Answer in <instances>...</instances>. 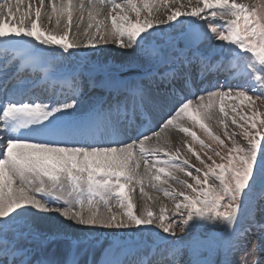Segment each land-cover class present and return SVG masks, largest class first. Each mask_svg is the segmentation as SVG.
Segmentation results:
<instances>
[{
  "label": "snow or ice",
  "instance_id": "snow-or-ice-1",
  "mask_svg": "<svg viewBox=\"0 0 264 264\" xmlns=\"http://www.w3.org/2000/svg\"><path fill=\"white\" fill-rule=\"evenodd\" d=\"M23 3L0 0V84L5 92L0 97V264H33L22 242L32 235L30 221L49 212L80 226L115 230L117 237L120 230L132 238L139 235L132 243L113 241L117 249L149 250L127 264H182L186 252V264H212L200 258L202 249L224 245L233 251L252 228L264 233V223L254 219L256 186L264 189V112L255 110L256 101L264 102V5L243 0H162L159 5L153 0H30L21 11ZM109 43L140 52L156 65L194 66L202 76L223 67L235 82L230 75L224 84L185 94L187 74L178 89V73H166L162 79L171 88L161 99L169 106L155 123L150 115L147 123L141 119L149 103H159L141 81L109 82L106 86L117 92L126 90L124 98L107 106L97 101L78 114L85 72L78 64L58 71L54 62ZM217 56L221 59L214 61ZM24 72L36 78L20 79ZM12 79L16 83L9 88ZM87 79L91 82L90 71ZM55 85L67 91H53L47 101L31 94L35 87L49 86L48 91ZM213 125L223 127V138ZM196 127L212 143L201 139ZM173 134L179 140L174 148ZM137 187L147 198L139 207L131 195ZM146 187L163 193L174 207L160 206L155 212ZM259 198L264 199V191ZM246 219L252 223L245 225ZM203 225L221 229L223 237L195 235ZM66 264H78L71 250ZM104 264L124 262L107 258Z\"/></svg>",
  "mask_w": 264,
  "mask_h": 264
},
{
  "label": "rangeland",
  "instance_id": "rangeland-1",
  "mask_svg": "<svg viewBox=\"0 0 264 264\" xmlns=\"http://www.w3.org/2000/svg\"><path fill=\"white\" fill-rule=\"evenodd\" d=\"M75 2L77 3V1H75ZM137 2L139 3V0ZM153 2H154V4H157V5L162 4V0L161 1L160 0H153ZM238 2H239V0H238ZM243 2L245 3V1H243ZM37 3H38V0H37ZM180 3L187 4L188 0H180ZM192 3L195 4L196 0H192ZM246 3L249 4L250 6L264 5V0H248V1H246ZM25 7H27V3H26ZM166 10L167 9L161 7V11H166ZM153 11L155 13V8L153 9ZM130 15L134 18V13H130ZM143 15H144V13H142V16ZM109 23H110V21H109ZM172 35H175V33H172ZM211 43L213 45L216 44L215 41H212ZM207 44H208V42H205L204 44L201 45V48L203 49V48L207 47ZM103 47H101V49H102L101 51L85 49L78 56L70 57V58H67L65 60L59 61L60 64L62 65V68L60 71L68 70L70 67L78 64L79 67L84 70L85 74H87L90 71L91 74H105V75L109 76L110 79L116 80V77H115L116 73L124 72L125 70H128V69L138 68L141 70H147L148 68L158 69L159 67L164 66V65L153 64L144 54H142L140 52H133L134 55L130 58L129 53L131 50L120 49L117 47L118 48L117 53H113V52H109L108 49L103 50ZM109 53L111 54L110 58L112 59V64L107 66V64L104 63V60H105L106 55ZM214 59L220 60L221 58L215 57ZM121 60L123 63L119 64L118 61H121ZM170 66H176V65H170ZM178 70H180V69H178ZM192 72L194 74V79H195L194 84L197 86V88H199L201 90L203 87V85H201V82L204 78L195 69V67L192 70ZM231 76H232V78H234V74H231ZM226 78L229 79L230 76H227ZM223 79H224V76L222 75L219 77L218 82L220 84H222V83L224 84L225 81ZM206 82L207 81H204L203 83H206ZM209 84H212V83H209ZM246 104H247V102H246ZM255 110L264 112V102L259 101V100L256 101ZM230 127H234V126H230ZM193 131H197V133L200 132L201 134L198 133V136L201 139H204L206 143H212L210 140H208L206 138V136L203 134L202 131L199 130L198 127L193 128ZM213 131L216 134H220L221 137L223 138L224 129L222 126L213 125ZM188 139L190 141L191 138H188ZM193 147L197 151H200L199 144L194 143ZM212 147L215 148L216 145L212 144ZM185 151H186V149L182 148V153ZM209 154H211V153H209ZM201 155L203 156V153H201ZM216 159H217V162H220L218 158H216ZM196 164H197V167H200V165L197 161H196ZM177 175H179L180 178H182V179H186V177H184L182 173H178ZM174 186L177 188L180 187L179 185H176L175 183H174ZM145 190L149 193L150 196L153 197L152 200L147 201V202L149 203V205L151 207H153V210L155 212L159 211L160 206H165L167 209H172L174 207V201L165 197L163 195V193H157L148 187H146ZM262 191H264V189H262V187L258 184L256 186V189H255L257 198L255 200V206H254V219H255V222L257 224L264 223V199L259 198V194ZM131 195L133 196L134 201L136 200L135 202H137L136 204L138 205V207L142 206L143 203L145 202V200L147 199V198H141V196L139 195V188H137L136 191L133 192ZM157 197H159V199H156ZM53 213L57 214L55 212H53ZM251 223H252L251 220H248V219L245 220V225L251 224ZM33 225L36 227V224L32 223V222L29 225V227L31 229L30 231L34 232V233H32L31 236L37 241L47 242V240H49L47 237L48 233L46 234L45 232L44 233L38 232L39 230H37ZM45 228L46 229H55V228L50 227V226H45ZM256 229L257 228H255V227L252 228L251 232H249L247 234L246 239L241 242L240 246L237 249H235L233 251H227L224 245H217L211 249H202L201 253H200V258L205 259V260H209L212 262V264H223L225 259H227L230 262V264H252V261H254V260L258 261V264H264V239H263L264 233H262L261 231H259L258 229L256 230ZM93 230H100L102 235H100L98 237V235L95 236V235L91 234V232L93 233ZM114 231L115 230H111V229L91 228V227L79 225V227H77V228L70 227V230L68 231V233L73 234V235H67V234L66 235L71 237L68 239H72L73 237L76 238V240L74 242L76 244L75 246L77 247L78 243H81V245L83 246V245L89 244L90 242L95 241L97 238L102 239L106 236L111 237L112 235H114L113 234ZM62 232H63V230H62ZM119 232L121 233L122 238L124 240L129 241V243H132L133 241H138L141 239V237L139 235H137L134 238L126 236L125 235L126 230H124L122 232L120 230ZM39 233H41V234H39ZM84 233H86V235H83ZM177 233L179 235V230H177ZM80 234H82V235H80ZM194 234L197 236H201V237H217V238L223 237V235H224L223 231L221 229H219V228L213 229V226H210V225H203L202 227L195 229ZM74 235H76V236H74ZM143 239L145 242L151 243V238L147 234H144ZM28 241H29V239H28ZM109 248L111 249V247H109ZM141 249H147V248L141 247L140 250ZM133 251H135V250H133ZM147 251H149V250L147 249L146 253H147ZM129 252H132V251H129ZM146 253L144 252V254H146ZM141 254H143V251L141 252ZM119 255H121V254H119ZM112 258L117 259V256L114 255V256H112ZM188 258H189V256H188L187 252L183 256H181L180 259L182 261V264H186V261L188 260Z\"/></svg>",
  "mask_w": 264,
  "mask_h": 264
},
{
  "label": "bare ground",
  "instance_id": "bare-ground-1",
  "mask_svg": "<svg viewBox=\"0 0 264 264\" xmlns=\"http://www.w3.org/2000/svg\"><path fill=\"white\" fill-rule=\"evenodd\" d=\"M75 1H77V0H74L73 4H76ZM243 1H245V3H246V1H248V0H243ZM29 2H30L29 0H24V3L20 6V10L21 11L26 10V8H27V7H25L26 3L28 6ZM45 2L47 4L48 0H45ZM86 2H87V0H86ZM12 3H13V5H15V0H12ZM57 3H59V0H57ZM106 11L107 10H105V12ZM42 12H43V10H42ZM33 18H34V9H33ZM75 19H76V13L74 12V20ZM86 23H87V12H85V21H84V24L81 26V31L83 30V27L86 25ZM45 26H49V25H47L46 21H45ZM51 26H54V21H53V25H51ZM73 31H75V28L73 29ZM101 47H103V50L108 49L109 52H113V53H117V51H118V48L115 47L114 45H112L111 43H109L107 45H103V44L99 45L98 46L99 50H95V51H101L102 50ZM129 54H130V58L134 55L132 51H130ZM110 55H111L110 53L107 54L105 57V60H104V63H106L107 66L112 64V59L110 58ZM118 63L121 64L123 62L121 60V61H118ZM176 71L180 72V70H176ZM157 76H160L163 78L165 76V73H160ZM220 76H222V74L220 75L219 72L216 74V76L212 75V77H216V78H218ZM156 77L154 80H149L148 85L149 86L155 85L156 88L154 89V93L157 92V93L161 94L164 90L165 91L167 90V86L169 84H168L167 80H164L162 78L160 80H158V79H156ZM189 78H190V82H192V80L194 79V76L191 74V75H189ZM217 82H218V80H217ZM234 82H235V78H233V83ZM91 83H93V85H95L96 88H107L106 85L108 84V82H107V83L101 85V81H98V82L91 81ZM165 86H166V88L164 89ZM113 96H114L115 100L121 99L122 97H124L121 93H116ZM160 96H162V95H159V97ZM101 99L102 98L98 97V93H97L93 99L89 100L88 102H86L82 105H79L80 113H78V114L86 113L88 111L90 105H92L93 103H95L97 101H100ZM159 103H160V105H158V103L156 104L158 107L155 108L154 120H156V117L158 120L162 111H166L167 107L169 106L163 100L159 101ZM161 106L164 108V110L160 109ZM198 133L201 134L200 132H198ZM198 133H197V135H198ZM178 142H179L178 137L176 136V134H173L172 141H171L172 147L173 148L176 147ZM190 159H191V162L197 166L195 158L190 157ZM186 179H187V177H186ZM170 182L174 186V182L173 181H170ZM31 222L36 224V227L34 225L33 226L37 230H39L38 232H41V233L45 232L46 234L48 233L47 234V237L49 239L48 246L45 249L40 248L36 252V255H37L36 259L41 260L42 262L44 260L51 259L52 262H54V264H62V263L65 264L66 261L69 259V251L71 250V252L74 253L75 259L78 260V264H104L105 259L112 258V257H110L109 253L113 252L115 249H117V248H115L113 241L117 238H122V235L119 232L118 237L115 235H112L111 237L106 236L102 239L97 238L95 241L90 242L87 245L82 246L80 243V246L76 247L75 246L76 244L74 242L76 240V238L73 237L72 239H68L71 237H69L67 235H73V234H69L68 231L70 230V227H75V228L79 227L78 224H75V223H73V222H71L65 218H62L61 216H59L58 214H54L53 212L41 213V215L39 217L33 218L30 221V223ZM45 226H50V227H53L55 229H46ZM62 230H63V232H62ZM122 231H124V230H121V232ZM99 232H100V230H93V233L91 232V234H93L95 236L98 235V237H99L100 235H102V233L101 232L99 233ZM31 233H34V232H31ZM41 233H39V234H41ZM80 235H82V234H80ZM83 235H86V233H84ZM74 236H76V235H74ZM26 242L28 243L29 241L27 240ZM109 247H111V249ZM117 250H119V249H117ZM102 252L104 253V255H102ZM115 255L118 258V257H121L122 254L121 255L115 254Z\"/></svg>",
  "mask_w": 264,
  "mask_h": 264
},
{
  "label": "water",
  "instance_id": "water-1",
  "mask_svg": "<svg viewBox=\"0 0 264 264\" xmlns=\"http://www.w3.org/2000/svg\"><path fill=\"white\" fill-rule=\"evenodd\" d=\"M181 47L183 46V43L181 42V45H180Z\"/></svg>",
  "mask_w": 264,
  "mask_h": 264
}]
</instances>
